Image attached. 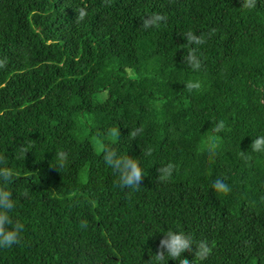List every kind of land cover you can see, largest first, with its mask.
Returning a JSON list of instances; mask_svg holds the SVG:
<instances>
[{
  "label": "trees",
  "instance_id": "16d2710c",
  "mask_svg": "<svg viewBox=\"0 0 264 264\" xmlns=\"http://www.w3.org/2000/svg\"><path fill=\"white\" fill-rule=\"evenodd\" d=\"M241 6L0 0V155L16 173L7 185L11 215L25 225L20 244L0 248V264H155L168 230L209 242L211 255L196 264H264V152L250 149L264 135V0ZM77 9L86 11L79 24ZM153 13L167 22L144 30ZM188 31L207 40L192 46L199 71L183 62ZM189 80L201 89L188 92ZM221 120L210 158L207 138ZM101 144L139 158L138 191L114 185ZM60 150L67 162L57 169ZM167 163L174 173L160 182L157 169ZM217 177L230 193L213 191Z\"/></svg>",
  "mask_w": 264,
  "mask_h": 264
},
{
  "label": "clouds",
  "instance_id": "9594fccd",
  "mask_svg": "<svg viewBox=\"0 0 264 264\" xmlns=\"http://www.w3.org/2000/svg\"><path fill=\"white\" fill-rule=\"evenodd\" d=\"M242 9H252L256 6V0H241ZM107 3V0H105ZM78 16L76 23L79 24L86 17V11L84 9H77ZM168 17L160 13H153L142 19L141 28L148 30L151 28H159L162 23H166ZM215 33L213 29L209 34L208 38ZM184 39L187 43L183 46L189 47L190 51L186 56L183 57V62L193 71H199L202 68V61L196 54L197 49L192 47L200 46L207 42L203 33L197 35L192 31H188L184 34ZM5 67V61H0V68ZM186 90L192 92L194 90L199 91L201 89V83L193 80H189L185 83ZM226 128L225 121L221 120L215 124L211 129L212 135L207 138V148L209 156L214 157L216 148L218 146L217 141L219 140L218 134L224 131ZM143 132V126L132 129L129 137L135 139L138 135ZM108 136L113 139L120 137V130L118 128H110L108 130ZM28 146L21 145L17 149L16 158L26 156L29 153ZM252 152L261 153L264 152V135H260L252 140L250 145ZM100 151L103 154V160L105 164L113 170L116 176L114 185L121 189H130L133 192L138 191L141 187L142 180L144 179L143 169L140 166L139 158H134L128 154L121 155L115 149L108 147L106 144L100 145ZM152 149L149 147L142 150V154L145 156L152 155ZM54 160L57 162V169L63 167L67 162V153L63 150L56 152ZM0 248H11L13 245H18L22 242V233L25 229L24 223L19 219H14L11 215L12 211L16 207L13 193L8 190L7 185L13 182V178L16 173L14 170L7 166V159L5 156L0 155ZM175 165L173 163H167L157 169L158 178L160 182H166L172 177ZM212 189L214 192L227 195L231 192V186L225 182L224 178L217 177L212 182ZM28 195L27 192L24 193ZM87 221H81L80 227L86 228ZM192 253L195 257L193 261H189L183 258L184 253ZM212 253V247L209 245L207 240L194 241L191 235L185 234L184 232H173L168 230L163 239L160 240L159 248L154 255L155 264H162L167 257L168 260L179 261V264H196L197 261H204ZM148 264H153V257L148 261Z\"/></svg>",
  "mask_w": 264,
  "mask_h": 264
},
{
  "label": "rangeland",
  "instance_id": "374dc122",
  "mask_svg": "<svg viewBox=\"0 0 264 264\" xmlns=\"http://www.w3.org/2000/svg\"><path fill=\"white\" fill-rule=\"evenodd\" d=\"M95 142H97V139L95 140Z\"/></svg>",
  "mask_w": 264,
  "mask_h": 264
}]
</instances>
